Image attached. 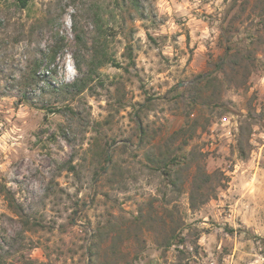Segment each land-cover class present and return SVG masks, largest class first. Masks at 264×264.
<instances>
[{"label":"rangeland","instance_id":"obj_1","mask_svg":"<svg viewBox=\"0 0 264 264\" xmlns=\"http://www.w3.org/2000/svg\"><path fill=\"white\" fill-rule=\"evenodd\" d=\"M233 3L0 0V264H264V23L202 78Z\"/></svg>","mask_w":264,"mask_h":264},{"label":"trees","instance_id":"obj_2","mask_svg":"<svg viewBox=\"0 0 264 264\" xmlns=\"http://www.w3.org/2000/svg\"><path fill=\"white\" fill-rule=\"evenodd\" d=\"M18 4L21 5V7L25 8L27 7L28 3L30 0H17ZM264 0H262L263 2ZM239 2L240 0H234V3L232 5V7L229 9L225 19H224V24L221 26V36L222 39L224 41L225 44V51L226 54L223 57L222 63H220L217 67V69L213 72H210L207 76V78L202 77L204 80H208L211 81V79L214 77V75L219 74V73H223L226 72L227 70L225 69V66L231 67L233 70L236 69H241V68H245V69H249L250 65L254 67V63L252 62V57L251 54L246 55L243 53V51H247L248 53H251L249 51L251 45L254 44V40L256 38V35L253 34L252 32H250V29H253L251 27H256V30L258 32L259 29L258 27L263 23H264V6L262 8V11L257 15V17L260 19L261 22H257V24H253L254 21L252 22V25L250 26V28L247 30V32H243V30L239 27L235 26V22L236 20H238V17L233 18L229 24H225L227 21V18L229 17V14L237 7L239 6ZM264 4V2H263ZM251 6V0H241V7L243 12H246V10H248V8ZM249 19H251V15H249ZM252 31V30H251ZM256 31V32H257ZM250 32V34H249ZM244 46V47H243ZM244 48V50H243ZM242 55H244L242 57ZM246 55V56H245ZM242 60H239L241 59ZM54 60V58H52V61ZM108 63L109 59L106 60ZM42 68L41 64H37L36 68L34 69L33 75L30 77V79H28V86L31 88L32 92H24L23 97L25 98V100H29V94L33 93V91L35 90V88H37L41 82L45 81L46 77L43 76L42 74H40V69ZM47 81V85L49 88L53 89V90H62V92H83L84 90H86L87 84L85 82V80L82 79H77L75 80L73 83H63L61 86L57 85V82H54L53 80H46ZM198 174L195 176L194 178V184H193V188H194V193L195 192H200L201 191V187L199 186L198 182H199V175L200 176H205L206 177V181L205 183H207V181L210 180L211 176L210 175H206V173H204V171L202 170V168L198 169ZM196 190V191H195ZM194 193L192 194V199L195 198ZM206 201V200H205ZM192 206L193 208H195V203L192 200Z\"/></svg>","mask_w":264,"mask_h":264}]
</instances>
